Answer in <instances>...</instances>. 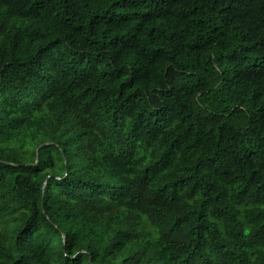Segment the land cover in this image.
<instances>
[{
	"label": "trees",
	"instance_id": "obj_1",
	"mask_svg": "<svg viewBox=\"0 0 264 264\" xmlns=\"http://www.w3.org/2000/svg\"><path fill=\"white\" fill-rule=\"evenodd\" d=\"M0 264H264V0H0Z\"/></svg>",
	"mask_w": 264,
	"mask_h": 264
}]
</instances>
